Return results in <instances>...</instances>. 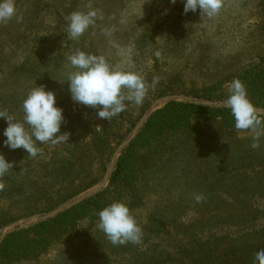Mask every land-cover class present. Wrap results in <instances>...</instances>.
I'll return each instance as SVG.
<instances>
[{
  "label": "rangeland",
  "instance_id": "obj_1",
  "mask_svg": "<svg viewBox=\"0 0 264 264\" xmlns=\"http://www.w3.org/2000/svg\"><path fill=\"white\" fill-rule=\"evenodd\" d=\"M222 4L208 18L199 10L185 14L183 0H15L20 19L0 24V110L23 120L24 98L44 86L63 109L60 132L68 141L37 142L40 154L33 158L3 144L7 121L0 118V153L13 163L0 190V233L14 224L8 234L40 223L35 217L96 186L116 148L156 99L182 95L224 102L234 79L246 87L244 75L259 61L264 68V0ZM89 5L101 16L73 40L69 17L89 11ZM77 50L142 77L143 103L126 102L123 112L107 120L97 115L102 106L74 102L67 80L75 69L68 57ZM234 125L232 115L200 111L165 142L164 135L149 147L138 141L130 152L135 169L123 173L118 194L111 179L129 144L105 187L69 208L106 191L108 202L130 205L143 230L141 244L113 245L97 227L99 211H78L55 222L54 233L47 232L55 237L38 256L0 258V264H253L256 253L264 252V135L253 149L254 133Z\"/></svg>",
  "mask_w": 264,
  "mask_h": 264
},
{
  "label": "clouds",
  "instance_id": "obj_2",
  "mask_svg": "<svg viewBox=\"0 0 264 264\" xmlns=\"http://www.w3.org/2000/svg\"><path fill=\"white\" fill-rule=\"evenodd\" d=\"M175 4L176 0H171ZM222 0H183V11L212 18L222 8ZM87 12L76 11L69 17L68 35L76 40L87 29L94 25L101 14L96 9ZM13 18L19 20L15 0H0V24H6ZM75 71L68 76L71 98L78 104L96 108L102 106L97 115L100 119L111 120L126 109V102L140 105L147 93V85L142 77L134 72L116 70L103 56L88 54L77 50L68 57ZM155 81L153 82V87ZM234 118L235 128L254 133L251 147L258 148L259 140L264 135V118L260 110L254 106L247 95V89L239 79H234L224 100ZM23 120H17L14 114L0 110V118L7 121L3 131L6 139L3 144L12 149L23 148L27 154L35 158L40 154V144H57L67 142L68 135L60 132L64 121L63 109L56 104V94L46 90L44 86L32 88L22 103ZM13 169V163L0 153V190L4 188L3 178ZM196 195L197 203L202 200ZM97 227L105 234L113 245L128 243L139 245L143 240V230L133 216L130 207L115 201L102 208L99 213ZM253 264H264V252H257Z\"/></svg>",
  "mask_w": 264,
  "mask_h": 264
},
{
  "label": "trees",
  "instance_id": "obj_3",
  "mask_svg": "<svg viewBox=\"0 0 264 264\" xmlns=\"http://www.w3.org/2000/svg\"><path fill=\"white\" fill-rule=\"evenodd\" d=\"M259 64L260 61L256 67L251 68V72H249L248 75H244L243 81L246 82V89L249 91L252 90L251 93L253 96L251 102L255 106L264 109V95H262L264 91V68L261 66L258 67ZM200 111H211L212 113L223 116L232 115L228 108L209 109L196 104L181 102L167 103L164 107L156 110L149 117L142 130L139 131L137 136L127 147V156H123L118 161L116 170L111 179L113 190H116L122 185L120 178L126 169L129 171H133L135 169V166L131 164V161H134V164L137 161H135V158L130 159V152L138 144V141L145 142V146L149 147L152 145V143L164 135L163 142H165L171 134L179 132V129L187 125L191 116ZM117 191L118 194H123L120 189H117ZM105 193L106 191H103L95 197L85 200L78 206L64 211L60 214V216L53 220L35 223L16 232L8 234L0 243V258L6 262H12L38 256L41 252V249L45 248L55 237V235L51 236L52 234H48L47 232L54 233V230L57 228L55 222L58 221L59 218L74 214L78 211H84L83 213L100 211L105 206L111 204L106 200V197H104ZM132 194H134V190ZM127 205L130 207L129 204ZM79 208H81V210Z\"/></svg>",
  "mask_w": 264,
  "mask_h": 264
},
{
  "label": "water",
  "instance_id": "obj_4",
  "mask_svg": "<svg viewBox=\"0 0 264 264\" xmlns=\"http://www.w3.org/2000/svg\"><path fill=\"white\" fill-rule=\"evenodd\" d=\"M178 99H182V100H185L186 102H189V103H192V104H196V105H200V106H205V107H222V108H226L224 106V102L211 101V100H207V99H201V98L189 97V96H182V95H167V96H163V97H160V98L156 99L149 106V108L146 110V112L142 115V117L139 119V121L135 124L134 128L128 134V136L116 148V150L114 152V155H113V157L111 159V162H110L109 166L107 167V170H106L104 176L102 177L101 181L96 186H94L92 189H90L89 191L72 198L66 204L57 207L56 209L44 214L43 216L35 217L36 221L37 222H43V221H46V220H48V219H50L52 217H55L56 215L60 214L64 210L69 209L70 207L76 205L77 203L83 201L84 199L99 193L105 187L106 182L108 181V179L110 177L111 171L113 170L114 165H115V163L117 161L118 155L136 137V135L138 134L139 130L147 122V120L149 119L151 114L156 110L158 104L169 103V102H172V101H175V100H178ZM259 110H260L261 114H264V110H262V109H259ZM16 226H17V224H14V225L10 226L7 230L1 232L0 233V242L6 236V234H8L9 232L15 230Z\"/></svg>",
  "mask_w": 264,
  "mask_h": 264
}]
</instances>
